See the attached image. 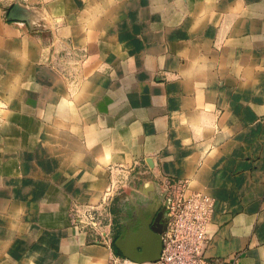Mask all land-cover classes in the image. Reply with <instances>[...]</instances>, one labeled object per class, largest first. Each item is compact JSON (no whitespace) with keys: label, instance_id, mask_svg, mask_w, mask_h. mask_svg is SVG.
Listing matches in <instances>:
<instances>
[{"label":"crops","instance_id":"1","mask_svg":"<svg viewBox=\"0 0 264 264\" xmlns=\"http://www.w3.org/2000/svg\"><path fill=\"white\" fill-rule=\"evenodd\" d=\"M22 1L0 18V264H107L75 210L165 177L212 199L209 261L264 264V0Z\"/></svg>","mask_w":264,"mask_h":264},{"label":"built area","instance_id":"2","mask_svg":"<svg viewBox=\"0 0 264 264\" xmlns=\"http://www.w3.org/2000/svg\"><path fill=\"white\" fill-rule=\"evenodd\" d=\"M128 182V179L111 178L101 203L75 210V224L92 230L96 240L110 248L114 246V241L109 201L118 198ZM149 199L151 202L146 207L142 204V208L135 205L134 208L143 215L153 207L160 212L158 226L154 227L159 232L162 245L158 260L140 263L113 253L107 264H221L212 263L206 255L213 206L209 196L190 191L185 181L165 177L159 181L154 197Z\"/></svg>","mask_w":264,"mask_h":264},{"label":"water","instance_id":"3","mask_svg":"<svg viewBox=\"0 0 264 264\" xmlns=\"http://www.w3.org/2000/svg\"><path fill=\"white\" fill-rule=\"evenodd\" d=\"M10 20H27L21 13V8L15 4L8 14ZM158 230L154 227L143 226L134 233L136 241L132 240V233L120 235L114 242L121 255L135 262H155L158 260L161 251V241Z\"/></svg>","mask_w":264,"mask_h":264},{"label":"rangeland","instance_id":"4","mask_svg":"<svg viewBox=\"0 0 264 264\" xmlns=\"http://www.w3.org/2000/svg\"><path fill=\"white\" fill-rule=\"evenodd\" d=\"M20 2L22 3L23 1L22 0H0V18L5 22H12V21L26 22V20L23 21V20H10V19H8V14L15 4L19 5V7L21 8V13L26 16L27 20L29 19V12L26 11L25 6L20 4ZM51 47L52 48L49 52V57L45 60L46 64H48L49 66H53V67H56L57 65L58 66L62 65L65 68L67 65H71V60H72L71 59L72 58L71 53L65 55L64 57H67V58L62 60V55L60 53L56 52V50H55L56 48L54 47V44H52ZM67 67H69V66H67ZM125 180H126V178H125ZM141 185H142V183L136 178V179H134V181L130 180V182H128L124 186L122 192H120L117 200H121L122 202L120 201V203H122V204L124 203L123 208H126L127 211L131 210V209H135L134 205L137 206L138 208H142V207H146L151 202V200L149 198L145 199L142 196ZM115 204H116V202H114V200L109 201L108 206H109V208L114 207ZM142 204H143V206H142ZM116 205L118 206V204H116ZM125 213L126 212L124 211V215L122 214V215H120V217L125 218ZM110 214H111V218H112V220H111L112 221V228L111 229H112V233H114L115 222L113 220L115 218H113L114 214L112 212H110Z\"/></svg>","mask_w":264,"mask_h":264},{"label":"flooded vegetation","instance_id":"5","mask_svg":"<svg viewBox=\"0 0 264 264\" xmlns=\"http://www.w3.org/2000/svg\"><path fill=\"white\" fill-rule=\"evenodd\" d=\"M149 211L143 215V218H139V213L137 214L138 222L135 230L142 228L143 226L155 227L158 226V220L160 218L159 210L155 207L148 209ZM152 219V220H151ZM126 232V231H125ZM124 232V233H125Z\"/></svg>","mask_w":264,"mask_h":264},{"label":"trees","instance_id":"6","mask_svg":"<svg viewBox=\"0 0 264 264\" xmlns=\"http://www.w3.org/2000/svg\"><path fill=\"white\" fill-rule=\"evenodd\" d=\"M115 253L118 254V255H121V253L119 252V250L117 248H116Z\"/></svg>","mask_w":264,"mask_h":264}]
</instances>
